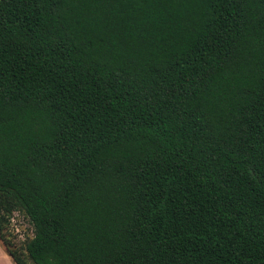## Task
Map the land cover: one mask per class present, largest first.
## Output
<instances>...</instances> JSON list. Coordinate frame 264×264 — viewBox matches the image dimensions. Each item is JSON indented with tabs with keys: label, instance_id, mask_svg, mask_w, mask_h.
Masks as SVG:
<instances>
[{
	"label": "trees",
	"instance_id": "obj_1",
	"mask_svg": "<svg viewBox=\"0 0 264 264\" xmlns=\"http://www.w3.org/2000/svg\"><path fill=\"white\" fill-rule=\"evenodd\" d=\"M0 241L264 264V0H0Z\"/></svg>",
	"mask_w": 264,
	"mask_h": 264
},
{
	"label": "rangeland",
	"instance_id": "obj_2",
	"mask_svg": "<svg viewBox=\"0 0 264 264\" xmlns=\"http://www.w3.org/2000/svg\"><path fill=\"white\" fill-rule=\"evenodd\" d=\"M9 229L18 243L25 242L32 237V226L20 212L13 214Z\"/></svg>",
	"mask_w": 264,
	"mask_h": 264
},
{
	"label": "crops",
	"instance_id": "obj_3",
	"mask_svg": "<svg viewBox=\"0 0 264 264\" xmlns=\"http://www.w3.org/2000/svg\"><path fill=\"white\" fill-rule=\"evenodd\" d=\"M0 264H15L0 241Z\"/></svg>",
	"mask_w": 264,
	"mask_h": 264
}]
</instances>
